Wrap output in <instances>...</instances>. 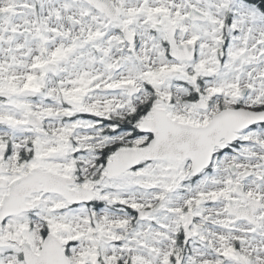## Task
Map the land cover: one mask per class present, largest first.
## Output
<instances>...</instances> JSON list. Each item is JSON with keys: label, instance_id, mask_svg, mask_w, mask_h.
Wrapping results in <instances>:
<instances>
[{"label": "snow or ice", "instance_id": "obj_1", "mask_svg": "<svg viewBox=\"0 0 264 264\" xmlns=\"http://www.w3.org/2000/svg\"><path fill=\"white\" fill-rule=\"evenodd\" d=\"M0 264H264V0H0Z\"/></svg>", "mask_w": 264, "mask_h": 264}]
</instances>
